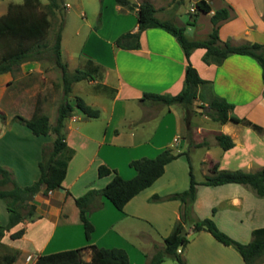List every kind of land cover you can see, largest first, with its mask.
<instances>
[{"label": "crops", "instance_id": "obj_1", "mask_svg": "<svg viewBox=\"0 0 264 264\" xmlns=\"http://www.w3.org/2000/svg\"><path fill=\"white\" fill-rule=\"evenodd\" d=\"M21 1L0 0V15L7 11L9 3ZM131 1L140 3L143 0ZM149 1L154 4L155 13L159 18L171 19L177 25L184 26L185 34L189 38H200L207 35L212 30L211 13L218 8L228 7L229 17L221 21L219 26L221 40L232 44L243 41L264 42V0H206L211 9L209 12L201 11L209 20L205 30H198V17L192 15L198 12L195 6L196 0L191 5L195 10L191 11V6L189 7L190 18L181 19V21L178 19L181 17L179 6L182 0ZM63 5L68 6V3L63 2ZM105 8L108 9L111 18L106 16ZM100 16V25L97 29L89 31L81 50L84 51V48L91 44V47H88L95 53L86 54L84 61L90 58L99 64L103 78L101 81L97 79L75 81L68 98L73 103L74 96H81L75 93L77 90L75 87L81 86L82 81L87 83L91 89V99L86 101L84 97H81L91 106L99 105L104 110L107 117L106 125L102 129H97L94 124H86V121L96 117H88L76 106L72 114L65 118L63 128L65 140L67 145L74 149V153L68 161L62 185L50 190L47 194L37 193L33 199L36 204L34 216L23 219L9 230L12 232L20 227L24 228L23 234L18 239L28 240L34 250L33 253L27 252L26 255L37 256L64 248L95 243L106 247L121 246L126 249L130 259L129 241L118 237L119 242H114L113 236L114 234L119 235V232L114 233L118 223L129 222L133 217L147 220L150 232L151 229H155L159 239L154 240L153 235L144 237L146 240L153 241V248L157 242L164 244V237L171 231L175 220L184 218V203L179 199L151 201L150 197L154 193L164 195L188 188L190 183L188 170L190 169L186 155H180L168 162L160 177L132 197L123 210L115 212L112 220L102 224L104 227L102 233L105 234L103 238L95 237V230H93L91 237L87 239L81 222L79 241L71 243V240L66 239L71 232L70 222H72L66 206L72 212H77L79 217L78 207L76 206L75 210L71 206L72 203L75 204L74 197L90 188L104 186L112 177V174L101 177L98 175L97 167L100 163L116 168L123 177L130 178L136 173L135 169L129 165L131 159L140 156H155L165 147H171L175 152L184 151L190 146L189 142L197 143L206 140L202 161L208 163L209 171L213 163H217L219 169L240 168L246 171H256L264 166V82L261 67L253 57L231 52L221 64H207L202 60L204 47H197L190 54V60L199 74L211 81L200 87L205 94L204 101L207 103L208 99L214 95L226 98L234 103V113L260 124L263 126L262 131L232 121L219 123L218 129H212L208 121L210 116L206 114L199 119H189L187 123L186 109L178 102L162 108L161 118L151 130V125L147 126V123H150L151 108L149 109L145 104L149 100L143 99L142 95L147 91L177 93L183 86L187 64L185 53L171 33L157 26L147 27L141 32L140 47L136 49L118 47L114 43L117 36L124 31L137 29L136 10H130L115 0H102ZM99 49L108 51V59L96 53ZM53 66L44 67L41 60H27L15 70L0 73V113L3 114V117H0V163L14 171L17 170L16 165H19L20 169L25 172L32 170L36 178L39 175L37 173L38 162L42 155V146L51 144L54 135L50 133L36 135L26 125L12 123L17 111L12 112L9 107L12 103L16 107L21 105V99L28 95V89H22L19 86L21 88L13 94L10 84L18 83L23 77L31 75L34 79L36 77L49 81L50 85L58 82L63 97L61 70L55 64ZM53 69L54 76L51 75ZM69 70L72 71V69ZM51 77L54 79L50 80ZM99 82L114 88L115 91L112 93L111 89L108 91L98 89ZM31 92L34 96L38 95L36 88H32ZM34 96L29 97L34 100ZM99 96L106 97L110 101L106 103L99 99ZM62 97L52 102L56 109ZM35 99H38L36 103L41 104L45 102L47 96L41 95ZM128 105L132 107L131 114H128ZM152 106L160 107L159 104L154 103ZM77 112H80L81 116ZM102 112L100 110L97 117H100ZM167 113L170 115V124H167ZM33 114L32 112L24 116L29 118ZM5 118L7 119L3 122ZM77 119H81L82 122L76 125L70 123ZM123 121H129V129L121 127ZM139 128L144 131L142 138L134 132ZM219 133L229 134L235 142L234 146L228 149L219 146L220 150L215 151L218 145L215 135ZM209 135L214 136V142L206 139ZM139 146L144 149L136 151ZM189 160H191L190 156ZM88 172H91L90 179L85 177ZM28 181L29 179L25 182ZM101 199L103 202L101 211L111 210V201L105 196ZM0 205H2L0 206V210L2 209L0 222L5 224L8 220V211L2 201ZM208 214L221 230L239 241L247 242L250 240L252 230L264 225V195H259L250 185L242 183L207 185L198 182L196 196L192 203L191 218H203L209 216ZM44 216L49 219L52 226L50 231H46V235L41 237L40 233L43 230L39 229L41 226H37L38 230L32 231L31 225L39 223ZM94 228L97 229L95 223ZM190 228L188 234H192L193 226L191 225ZM232 228H236L237 231L234 232ZM133 230H135L133 234L137 232L135 228ZM58 234L63 236V239H58L51 244ZM151 243L148 245L150 248L143 245L138 247L136 255L140 259L143 253L145 256L153 250ZM230 246L218 241L210 232L198 230L197 233H193L186 244L185 251L181 250V253H183L186 264H246L240 253L234 252ZM16 249L18 250V247ZM215 257H217V263L214 260Z\"/></svg>", "mask_w": 264, "mask_h": 264}, {"label": "trees", "instance_id": "obj_2", "mask_svg": "<svg viewBox=\"0 0 264 264\" xmlns=\"http://www.w3.org/2000/svg\"><path fill=\"white\" fill-rule=\"evenodd\" d=\"M118 4L132 10H136L137 29L122 32L115 39V45L126 49H136L140 47V34L147 27H162L171 33L181 45L187 64L182 88L175 94L168 92H144L143 99H151L160 104L169 105L174 102L181 103L186 109L185 120L189 123L188 109L197 98L204 101L205 94L200 87L211 83L203 78L197 68L190 60L191 52L197 47H204L205 51L202 60L207 63L221 64L226 56L231 53L246 54L253 57L261 67L262 80L264 82V42L243 41L232 44L223 41L219 36L220 22L229 17V8L221 7L213 11L210 15L212 30L200 38H189L185 34L184 26L177 25L171 19H162L156 15V8L149 0L140 3L131 0H115ZM42 0H22L18 3H9L7 11L0 15V73L17 69L20 64L27 60H41L46 51L53 54L54 64L61 70V85L63 91L62 100L57 107V116L52 124L49 116L44 112H35L31 117L24 118L16 115L26 125L30 131L36 135L53 134L51 144H43L42 157L38 162L39 175L28 184H20L14 176L12 169L0 163V198L5 201L8 210V220L5 224L0 223V241L12 227L23 221L25 218L34 216L36 204L34 196L42 192L47 194L50 190L61 186L62 179L68 161L74 153V149L69 147L65 140L64 120L70 116L74 106L78 107L88 117H97L100 110L88 104L81 96H74L73 103L68 95L75 81L82 79H97L101 81L103 72L101 66L92 59H87L85 67L75 68L70 71L61 54V27L57 29L54 41L49 46L46 41L48 30L51 24L50 15H54L57 10H62L60 0H46L41 7ZM195 6L199 11L209 12L210 5L206 0H196ZM98 89L111 92L115 91L106 84L99 82ZM112 92V93H113ZM206 114L220 123L232 121L242 123L251 128L262 131L263 126L246 118L238 116L233 112L234 103L218 95L211 96L204 106ZM0 117L3 114L0 113ZM216 143L223 149L234 146L235 142L227 133L215 135ZM193 142H189L191 145ZM206 140L197 142L196 145H203ZM188 149L175 152L171 147H165L155 156H140L129 161L136 173L130 178L123 177L116 168H112L104 163L97 167V173L101 176L112 174L111 179L100 188H90L83 194L75 196L74 201L79 209V218L83 224L84 235L87 239L91 237L94 225L88 217L89 210H96L102 207L101 197L105 196L119 210H123L126 203L144 188L150 186L163 172L165 165L180 155H186L189 161ZM211 174L201 180L200 183L207 185H219L228 182H236L250 185L259 195H264V166L256 171H246L240 168L219 169L217 163L211 166ZM190 183L188 188L172 192L165 195L154 193L150 199H179L184 203V218L178 219L171 231L164 237V244L158 248L154 244V251L147 254L146 264H160L165 256H171L176 264H186L179 249L185 247L189 241L188 229L185 224H191L193 229L206 230L210 232L218 241L232 245L241 255L246 264H259L264 254V225L252 230V238L247 242L239 241L225 231L221 230L214 219L210 216L203 218H191L192 203L196 196L198 181L195 179L190 165ZM9 184V188L3 186ZM24 228L20 227L12 232V238L20 237ZM89 249V259L84 258L83 252ZM182 250V249H181ZM9 262L15 259L14 255H5ZM129 255L125 248L121 246H99L95 243L64 248L48 253L38 254L32 264H128Z\"/></svg>", "mask_w": 264, "mask_h": 264}, {"label": "rangeland", "instance_id": "obj_3", "mask_svg": "<svg viewBox=\"0 0 264 264\" xmlns=\"http://www.w3.org/2000/svg\"><path fill=\"white\" fill-rule=\"evenodd\" d=\"M42 1H44L41 5V7L43 8V4H45L46 0H42ZM63 2L68 3V6L64 5L62 10H57L54 15L49 16L50 20H51V24H50V27L48 30L46 41L49 44V46L52 44V42L54 41L55 33L60 26L61 27V35H62V40H61L62 59L64 62H66L68 69L74 70L75 67H78V68L85 67L86 61H84V60H85L86 54L93 55V53H95V52H92V50L88 47V46L91 47V44L87 45L86 48H84V51L81 50V46L83 45L85 38L87 37L89 31L93 30L95 28L97 29V27L100 25V18H101L100 14H101L102 0H60V3L62 5H63ZM193 3H194V0H182L180 2L179 8H180L181 17H180V19H178V21H181V19L184 20L186 18H190L189 17L190 13L188 10H189V7ZM105 12H106V16H109L111 18V15L108 13L109 11L107 8H105ZM192 15L198 17V19H197L198 24H199L198 30H205L207 27V24L209 23V20L206 17V15L202 14L201 11H199V10H198V12H196L195 14H192ZM111 20H109V21H111ZM124 23L126 24V20ZM200 33H202V32H200ZM189 35H191V34H189ZM96 53L98 55L99 54L103 55L104 57H106V59H108V57H109L108 51H104L103 49H99ZM41 61H43L44 67H47L49 65L53 66L54 65V59H53L52 52L50 50L46 51L43 54ZM53 74H54V69L52 70L51 75L54 76ZM53 79L54 78L51 77L50 80H53ZM82 82H83V84H82ZM82 82H81V84H82L81 86L79 85V86L75 87V89L77 88V90H75L76 91L75 93H79L82 97H84V99L86 101H90L91 89L87 83H84V81H82ZM19 86H21L22 89H25V88L28 89V92H27L28 95H25L21 99V105L16 107L12 103V105L9 107V110H11L12 112L17 111V113H18V114L16 113L14 115L12 123L17 122V123L22 124L24 126V123H22L19 119H15L16 115H20V116L25 118L24 115H28L32 112L35 113L37 111L38 112L40 111V112L46 113L49 116L50 123L53 124L56 120L57 109H56V107H54V103L52 104V102L56 101L57 99L59 100L62 97V93L60 91L58 82L57 83L53 82V85H50L49 81H47L45 79L40 80L36 77L34 79V77H31V75H30L27 77H23L20 80V82H18V83L17 82L11 83L10 84L11 92L14 94V92L16 90L21 88ZM30 86H32V87H30ZM32 88L38 89V95H35V96L33 95V93L31 92ZM72 93H74V92H72ZM41 95L47 96V99L45 100L44 103L43 102H41V104L36 103V102H38L37 101L38 99H35V98L36 97L39 98V96H41ZM29 96H34V100H32V98H30ZM99 99H101L102 101H104L106 103H108L110 101V99L103 97V96H99ZM147 100H149V101H147L145 104L147 105V107L149 109L151 108V111L149 112L150 113V123H147V126L151 125V130H152V126L154 124H156L157 121H159V118H161V114L163 111L162 108H164L167 105L160 104L159 102L153 101L151 99H147ZM153 103L159 104L160 107L159 106H157V107L152 106ZM206 104L207 103L205 101H201L200 98H197L194 101V103L190 106V108L188 109V118L190 120L191 119L195 120V119H199V118L203 117V115L206 114V110H207L204 107ZM96 107H98L100 110L103 111L101 116L96 117V118H91L90 121H86L87 122L86 124H88V125L94 124L97 127V129H102L106 125V121H107L106 113L104 112L103 109L100 108L99 105H96ZM131 108L132 107L130 105H128V107H127L128 114H131V112H132ZM159 108L162 110H157ZM77 113H78V115H80V112H77ZM6 119L7 118H5L3 120V122H5ZM166 120L168 122L167 124H170L169 123L170 115L168 113H167ZM211 120H214V119H212L210 116V119H208V121H210V124H211L210 127L212 129H218V127L220 126V124H219L220 122L218 120H214V121H211ZM80 122H82L81 119H77L75 121H70L71 124H75V125L79 124ZM162 124H164V123L162 122ZM129 126H130L129 121H123L121 123L122 128L129 129ZM161 129L162 128L160 126V130ZM134 132L136 135H138V137H140V138L143 137L144 131L141 130L140 128ZM254 132L257 134L256 131H254ZM162 136H164V135H162ZM206 139L210 142L215 141L213 135L206 136ZM205 148L206 147L204 146V144L203 145H196V143H192L190 146H188L186 148V149H188L187 150L188 155L190 156V159H191L188 161L189 162L188 167L190 169V165H191V170L194 174V177L199 183L201 182V180H203L205 178V176L207 174H211V171H209V169H208V163L206 161H202V156L204 154ZM219 148H220L219 145H217L216 149H214V150L215 151L220 150ZM142 149H144V148L142 146H139L136 149V151H139ZM214 150H212V151H214ZM132 152H133V150H132ZM41 157H42V155H41ZM41 157H40V159H41ZM149 157H153V156H149ZM16 168H17V170H15V171L11 168L12 169V176H14V178L20 184H28V183H31L32 181H34L36 179V175L32 173V170H28L25 172L24 170L20 169L19 165H16ZM37 173L39 174V168H38ZM90 173L91 172L86 173L85 177L90 179L91 178ZM27 179H29L30 182L29 181L25 182ZM8 185L9 184H7L3 187L9 188L10 186H8ZM157 194H159V193H157ZM159 195H161V194H159ZM215 198L216 197H214V199ZM150 200L151 201H159V200H153V199H150ZM0 201H2L3 206L6 208L5 201L2 198H0ZM110 204L112 206L111 208L114 211L112 209L109 211H108V209H104L101 211L102 208H99L96 210H89V212H88L89 219L92 221L93 225L95 223L97 226V229L94 228L95 237H102L103 238L105 236V234L102 233L104 230V227L102 226V224H105L106 221L112 220L115 217L114 216V214H116L115 212H119L118 211L119 209H117L111 202H110ZM214 205H215V202H214ZM0 206H2V205H0ZM71 206L75 210L77 209V207L74 203H72ZM66 209H67L69 218L72 221V222H70L71 232L66 236V239L71 240L72 241L71 243H77L79 241L80 236H81L80 235L81 221L78 217L77 212L76 213L72 212L68 206H66ZM1 210H0V217H2ZM209 216H211V215H209ZM177 220H175V222ZM37 226H41L39 229H41V230L43 229L42 231L40 230L41 231L40 236L44 237L46 235V231L47 232L50 231L52 224L49 222V219L44 216L43 219L39 221V223H37V224L33 223V225H31L32 231L38 230ZM190 226H191V224H187V223L185 224V227L187 229H189ZM148 227H150V225H149L147 220L140 219L137 217H133L131 219V221H129V222L122 221V222L118 223V225H116V227L114 229V233L119 232L120 236L117 234H114V236H113L114 240L113 241L119 242L118 237H119V239L123 238L124 240L129 241L128 247L130 248V251H131V258L129 259L130 262L128 264H146V261H147L146 255L147 254H145V256H144V253H143V257L141 259H140V257H138L136 255L137 249L140 245H143L144 247L146 246L147 248H150L148 245H150L149 243L152 242L151 248L153 249L152 251H154L155 248H153V246H152L153 241H151V239L146 240V239H144V237L147 238L148 236L151 237L153 235L154 240H157V238L159 239V236H158V234L155 233L156 232L155 229H151V232H150V229ZM133 228H135L137 230V232L134 234H133V231H135V230H133ZM31 229H30V232H31ZM232 229L235 232L236 228H232ZM191 232H192V234H187L188 239L191 238L193 233H197V231L194 229ZM191 232H189V233H191ZM82 235H83V232H82ZM249 237H250L249 239H251L252 234ZM58 239H63V236H61L59 234L56 235L54 241H52L51 244L55 243V241ZM155 244L158 248H161L163 246L162 243L157 242ZM16 247H18V250L16 249ZM230 248L233 249L234 252L239 254L238 251L232 245L230 246ZM181 249L184 252L186 249V245H185V247H183ZM181 249H180V251H181ZM152 251L149 254H151ZM27 252H32V253L34 252L32 244L26 239L12 238L10 236V231H6L5 235L2 237V240L0 241V264H32L37 256L32 255V258L30 260H26V256L28 255V254L26 255ZM83 254H84L85 259H89V257H90L89 249H86L83 252ZM5 255H8V256L14 255L15 259H13V261L9 262L5 259V257H4ZM181 256L183 257V253H181ZM214 260L217 263V257H215ZM160 264H176V261L171 256H165L164 260ZM259 264H264V254L261 257V262Z\"/></svg>", "mask_w": 264, "mask_h": 264}, {"label": "built area", "instance_id": "obj_4", "mask_svg": "<svg viewBox=\"0 0 264 264\" xmlns=\"http://www.w3.org/2000/svg\"><path fill=\"white\" fill-rule=\"evenodd\" d=\"M190 10L191 11H194L195 10V8H194V6H191L190 7ZM180 250V249H179ZM32 258V254H28L27 256H26V260H30Z\"/></svg>", "mask_w": 264, "mask_h": 264}]
</instances>
